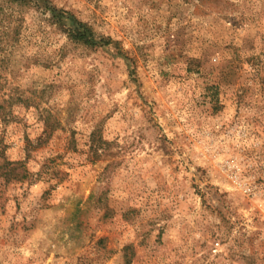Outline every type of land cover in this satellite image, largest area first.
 Wrapping results in <instances>:
<instances>
[{
  "label": "rangeland",
  "instance_id": "obj_1",
  "mask_svg": "<svg viewBox=\"0 0 264 264\" xmlns=\"http://www.w3.org/2000/svg\"><path fill=\"white\" fill-rule=\"evenodd\" d=\"M51 3L114 42L19 14L0 264H264V0Z\"/></svg>",
  "mask_w": 264,
  "mask_h": 264
},
{
  "label": "trees",
  "instance_id": "obj_2",
  "mask_svg": "<svg viewBox=\"0 0 264 264\" xmlns=\"http://www.w3.org/2000/svg\"><path fill=\"white\" fill-rule=\"evenodd\" d=\"M30 7L48 12L49 21L63 31L67 39L73 43L92 48L99 44L110 45L114 42L108 36L96 37L90 26L75 18L69 11L55 7L51 0H0V71L6 60L7 48L18 40L22 23L19 14L25 8ZM4 95L0 91V118L2 120H5L12 106V100L20 101V97L13 98V93L8 92ZM13 171L12 168L6 170L7 174H12Z\"/></svg>",
  "mask_w": 264,
  "mask_h": 264
}]
</instances>
